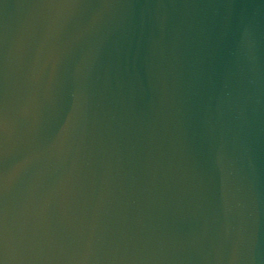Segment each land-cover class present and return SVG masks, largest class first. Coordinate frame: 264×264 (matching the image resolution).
<instances>
[{"label": "water", "instance_id": "1", "mask_svg": "<svg viewBox=\"0 0 264 264\" xmlns=\"http://www.w3.org/2000/svg\"><path fill=\"white\" fill-rule=\"evenodd\" d=\"M0 264H264V0H0Z\"/></svg>", "mask_w": 264, "mask_h": 264}]
</instances>
